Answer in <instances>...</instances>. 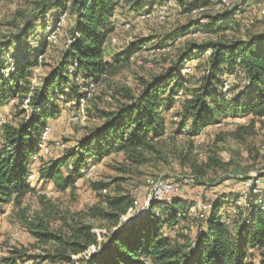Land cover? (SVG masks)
I'll use <instances>...</instances> for the list:
<instances>
[{"label":"trees","instance_id":"1","mask_svg":"<svg viewBox=\"0 0 264 264\" xmlns=\"http://www.w3.org/2000/svg\"><path fill=\"white\" fill-rule=\"evenodd\" d=\"M168 1L44 2L30 23L19 29L10 42L0 46V106L17 101L16 109L21 108L19 115L26 112L25 108L31 109V115L18 125H1L0 207L8 203L20 206L23 198L32 192L27 182L32 159L38 155L41 134L48 128L47 120L58 114V99L75 95L79 106L84 98L81 87H92L113 76L120 65H125L118 64V57L122 56V61L127 63L147 45L143 41L132 43L127 52L108 61L104 47L114 30L115 12L125 9L141 17ZM172 1L178 4L183 0ZM188 1L187 7H181L188 14L208 7L211 2ZM251 1L254 5L263 2ZM241 10L229 9L215 17L207 16L203 25L199 21V24L189 22L184 26L183 35L199 32L225 35L242 27L235 19ZM62 15H70L72 19L68 30L70 41L40 86L32 88V69L40 65L39 58L46 53L47 42L51 43L60 29ZM30 39L36 41L32 46ZM13 45L16 47L11 50ZM169 46L166 44V49H170ZM6 55L10 56L9 60L5 59ZM203 57L197 85L190 90L187 88L189 78L194 77ZM225 83L227 90H224ZM120 95L123 101L113 110L99 112L97 118L101 123L89 129L75 152L68 151L62 159L38 168L40 183L52 184L60 191L72 190L76 182L84 179L89 165L114 153L123 154L135 164L144 163L145 155L155 151L164 136L166 114L174 108L179 110L180 117L177 133L187 129L192 136L227 117L250 118L251 123L264 118V33L246 39L190 44L173 67L142 82L137 91L126 88ZM208 161L218 167L213 158ZM257 177L264 178V171ZM109 186L93 185L101 200L87 212L89 219L106 224L107 231L101 241L85 217L53 219L58 220L61 227L58 232L49 231L45 218L50 216L48 211L53 207L50 202L42 201L40 217L28 222L26 227L39 243L52 245L53 250L45 257L36 258L51 264H246L256 251L264 257V192L261 196L258 192L251 193L249 204L235 211L230 200L237 194L214 196L206 204L202 217L201 205L195 208L194 201L180 196L171 197L169 202L152 200L142 216L122 223L120 219L134 209V201L130 196L115 192L102 195ZM227 218L230 224L225 223ZM181 224L192 225V232L180 239L177 230ZM24 258L20 252L13 251L1 264L24 262Z\"/></svg>","mask_w":264,"mask_h":264},{"label":"rangeland","instance_id":"2","mask_svg":"<svg viewBox=\"0 0 264 264\" xmlns=\"http://www.w3.org/2000/svg\"><path fill=\"white\" fill-rule=\"evenodd\" d=\"M51 1L0 0V46L10 42L19 29L30 23L32 16L40 11L41 3ZM188 3V0H183L182 3L176 4L172 1L171 5L157 8L155 5L156 9L149 16L139 17L131 14L122 21L115 22L114 30L105 43L106 51L110 55H107V58L110 61L113 56L127 52L132 43L143 41L147 45L127 63L122 61V56L118 57L120 62L118 64L125 65H120L113 76L106 77L92 87H81L80 92L84 94V98L79 102V106L75 101V95L73 98L63 95L62 99H58V114L47 120L48 128L41 134L38 155L32 159L33 167L27 178L32 192L23 198L20 206L8 203L0 207V264L1 260L10 257L13 251L25 256L24 262L17 260L16 264H51L36 257L47 256L53 250V246L39 243L26 227L28 222L36 221L37 217H40L42 201L50 202L53 207L52 211H48L50 216L44 217L49 231L58 232L61 227L59 221L53 219L85 217L101 241L102 234L107 231L106 224L87 217L89 209L98 205L101 200L93 187L96 183L110 185L107 191L101 193L102 195L115 192L133 199L134 209L120 219L122 223L142 216L152 200L169 202L173 196L194 201L196 203L194 207L197 208L199 205L206 206L214 196L237 194L230 200L234 211L246 207L242 201L244 192L238 190L239 184L247 188L251 183H256L257 176L264 171V118L251 123L250 118L227 117L219 124L202 128L198 135L192 136L187 129L177 133L180 117L177 115L179 110L174 108L166 114L167 130L164 136L155 146V151L145 155L144 163L135 164L123 154L114 153L94 165H89L90 173L86 172L87 168L84 179L76 182L72 190L60 191L52 184L38 181L36 173L38 168L42 164L62 159L68 151L75 152L79 141L89 129L101 123L97 118L99 112L113 110L118 102L123 101L120 92L126 88L137 91L142 82L166 72L174 66L188 45L211 40L246 39L250 35L264 33V2L256 3L257 10L251 0H230V6H222L219 0H211L200 15L182 11L181 7H187ZM163 7L166 9L162 23L158 20L156 12ZM228 8L242 9L235 15L242 30L236 27L230 30V33L221 36L206 35L202 32L183 35L187 23H198L200 18L205 17L206 20L201 23L204 24L208 20L207 16L221 15L229 10ZM59 21L60 29L51 43L47 42L46 53L39 58L40 65L32 69V88L40 86L49 68L56 65L63 48L70 41L68 31L72 24L70 15H62ZM176 34L179 36L175 38ZM35 42L29 40L31 46ZM166 44L170 45L169 50H166ZM15 47L13 45L10 49L14 50ZM9 57L6 55L5 59L9 60ZM204 59L205 57L201 59L194 77L189 78L187 88L190 90L197 85ZM227 88L228 84L225 83L224 90ZM16 105L17 101H12L6 104L5 108L4 105L0 106V143L2 124L18 125L31 115L29 107L25 108L24 114L19 115L21 108L16 109ZM209 158L218 162V167L209 163ZM70 165L69 162L68 166ZM62 171L64 174L67 173L65 169ZM242 176L244 180L241 179ZM161 179L178 185L179 195L149 198L147 201V196H152V187H158ZM261 182H264V178L259 179L257 183ZM257 192L258 196L262 195L264 184L261 185V189L251 191L250 195ZM238 202L241 204L237 205ZM206 210L207 206L204 211ZM224 221L226 224L231 222L229 218ZM191 229L192 225L181 224L177 230L180 239L189 236ZM253 255L254 260L251 258L246 264H261L263 255L258 251Z\"/></svg>","mask_w":264,"mask_h":264},{"label":"built area","instance_id":"3","mask_svg":"<svg viewBox=\"0 0 264 264\" xmlns=\"http://www.w3.org/2000/svg\"><path fill=\"white\" fill-rule=\"evenodd\" d=\"M255 7H258V5H254ZM205 18V17H203ZM230 83V81H229ZM91 90V89H90ZM264 184V182L261 183H251V188H244L243 186H240L238 190L241 191H247L249 194L254 189H261V185ZM180 188L178 185L172 182H167L161 179L160 185L158 187H152V196H147V201L149 198L155 197V195H162L163 197H167L169 195H179ZM209 203V202H208ZM206 206H202V216L204 214Z\"/></svg>","mask_w":264,"mask_h":264},{"label":"bare ground","instance_id":"4","mask_svg":"<svg viewBox=\"0 0 264 264\" xmlns=\"http://www.w3.org/2000/svg\"><path fill=\"white\" fill-rule=\"evenodd\" d=\"M261 1H263L264 2V0H261ZM219 3L222 5V6H230L229 4H230V0H219ZM172 4V0H169L168 2H166V4H164V5H171ZM163 5V6H164ZM165 7H163V8H159L158 10H157V15H158V20L159 21H161L162 23H163V21H162V19H163V15H164V13H165ZM206 10V7L204 8V7H200V8H198V9H195V10H193L191 13H194V14H197V15H200L202 12H204ZM154 12V11H153ZM153 12H151L150 14H152ZM190 13V14H191ZM150 14H147L146 16H149ZM154 16V15H153ZM205 19L204 18H200L199 19V23L201 24L203 21H204ZM201 25H203V24H201ZM112 42H114V40H112ZM166 50H169V49H166ZM149 66H151L150 64H149ZM184 72L185 71H187V70H183ZM87 173H90V169L87 171ZM160 185V182H159V184H158V186ZM247 188H251V185L250 186H248ZM244 192V194H242V201H243V203H244V205L245 206H247L248 204H249V202H250V194L247 192V191H243ZM160 197H162V195H155V197H153V199H159ZM249 201V202H248ZM248 203V204H247ZM241 204V202H238L237 203V205H240Z\"/></svg>","mask_w":264,"mask_h":264},{"label":"crops","instance_id":"5","mask_svg":"<svg viewBox=\"0 0 264 264\" xmlns=\"http://www.w3.org/2000/svg\"><path fill=\"white\" fill-rule=\"evenodd\" d=\"M157 6V5H156ZM123 13H124V16H123ZM129 15H131V13H128L127 14V12H126V10L125 9H120V10H118V11H116L115 12V14H114V17H113V22H114V24H115V22H120V21H122V19H125V17H127V16H129ZM227 33H229V31L228 32H226L225 34H227ZM105 48V47H104ZM105 54H106V56L107 55H109L108 54V51H106V48H105ZM110 56V55H109ZM108 61H110V59L108 58ZM4 108L6 107V105H4L3 106ZM259 181V179L257 180V182ZM256 182V183H257ZM240 186H241V183L239 184ZM240 188V187H239ZM228 213V212H227ZM255 253V252H254ZM253 253V254H254ZM251 258H253V260H254V255H253V257H250L247 261H249L250 262V260H251ZM246 261V262H247Z\"/></svg>","mask_w":264,"mask_h":264},{"label":"water","instance_id":"6","mask_svg":"<svg viewBox=\"0 0 264 264\" xmlns=\"http://www.w3.org/2000/svg\"><path fill=\"white\" fill-rule=\"evenodd\" d=\"M118 229H120V228H118Z\"/></svg>","mask_w":264,"mask_h":264}]
</instances>
